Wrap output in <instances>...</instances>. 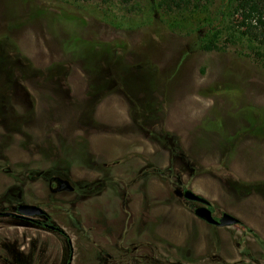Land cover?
<instances>
[{
    "label": "rangeland",
    "instance_id": "rangeland-1",
    "mask_svg": "<svg viewBox=\"0 0 264 264\" xmlns=\"http://www.w3.org/2000/svg\"><path fill=\"white\" fill-rule=\"evenodd\" d=\"M183 1L0 0V212L43 209L69 264H264L241 227L264 243V45L224 0ZM62 239L0 217V264H64Z\"/></svg>",
    "mask_w": 264,
    "mask_h": 264
},
{
    "label": "trees",
    "instance_id": "trees-1",
    "mask_svg": "<svg viewBox=\"0 0 264 264\" xmlns=\"http://www.w3.org/2000/svg\"><path fill=\"white\" fill-rule=\"evenodd\" d=\"M225 1V9L236 18L237 24H234V30L238 33L239 36L244 37L248 41L252 43H257L258 45H264V0H224ZM183 0H160L158 6L163 7L167 10L172 9H180L184 5ZM200 49L202 51H213L220 50L217 46L208 43L203 44ZM52 195V194H51ZM90 224H97V217L93 216L88 218ZM46 220H49L46 217ZM101 220V219H100ZM24 222V221H23ZM27 223V222H26ZM36 227V226H35ZM42 227H44L42 225ZM242 230L245 234H249L251 237L256 239L260 244L264 245V243L259 239V237L249 228L242 226ZM46 229V228H45ZM92 230V229H91ZM90 229L86 230V234L89 235ZM49 232L55 233L59 237L63 238V242L66 247V257L65 263L69 264L72 258V244L67 235H65L59 228L55 227L53 230H48ZM90 237V236H89ZM76 247H80V243H76ZM138 247H127L121 248L122 254L126 257H131ZM89 254H96L93 251H89ZM97 255L94 256V259H97ZM6 264H31L30 261H25L22 256L15 253L13 249L8 253H5L4 258L2 259ZM156 264V263H151Z\"/></svg>",
    "mask_w": 264,
    "mask_h": 264
},
{
    "label": "water",
    "instance_id": "water-1",
    "mask_svg": "<svg viewBox=\"0 0 264 264\" xmlns=\"http://www.w3.org/2000/svg\"><path fill=\"white\" fill-rule=\"evenodd\" d=\"M55 183L56 187L52 190V192L71 191V187H69L67 183L62 181H55ZM182 198L199 205L192 213L195 218L208 226L224 228L239 224V220L228 213H222L218 219L213 218L210 210L206 208L209 206V202L203 197L192 193L189 189L183 190ZM44 214L45 212L38 206L21 204L16 207L15 213L0 212V217L11 216L23 220H32V217H39Z\"/></svg>",
    "mask_w": 264,
    "mask_h": 264
},
{
    "label": "flooded vegetation",
    "instance_id": "flooded-vegetation-1",
    "mask_svg": "<svg viewBox=\"0 0 264 264\" xmlns=\"http://www.w3.org/2000/svg\"><path fill=\"white\" fill-rule=\"evenodd\" d=\"M157 175L160 177V175H163V173H161L160 174V172L159 173H157ZM55 181H63L61 178H59V177H52V178H50V180H49V182H48V186L50 187V190L52 189V186L54 185V187H56V183H55ZM95 187H96V189H98L99 187H100V184L98 183V184H96L95 185ZM184 189H188V188H182V192H183V190ZM74 191V189L73 188H71V191L70 192H73ZM192 192V191H191ZM56 193H58V192H56ZM69 193V192H68ZM193 193V192H192ZM99 194V193H98ZM98 194H95V195H98ZM186 202H189L190 204H192V205H194L195 206V208L196 207H198L199 205L198 204H195V203H192V202H190V201H187V200H185ZM194 208V209H195ZM207 209H209L210 210V212H211V215H212V217L213 218H215V219H218L220 216H221V214L219 215V216H216L215 214H214V210H213V208H212V204L211 203H209V206H207L206 207ZM16 209V208H15ZM193 209V210H194ZM43 210V209H42ZM193 210H192V212H193ZM44 211V210H43ZM45 212V211H44ZM10 213H15V211L14 212H10ZM8 217H10V218H14V219H17V220H20V221H24V222H27V223H29V224H34V226H39L40 228H42V229H44V230H53V229H55V226H52V225H50V224H48V220H46V217H48L47 216V214L45 213L44 215H41V216H39V217H42L45 221L44 222H38V221H35L33 218L34 217H32V220H23V219H20V218H15V217H11V216H8ZM42 225L44 226V227H42ZM238 225V224H237ZM46 228V229H45Z\"/></svg>",
    "mask_w": 264,
    "mask_h": 264
}]
</instances>
